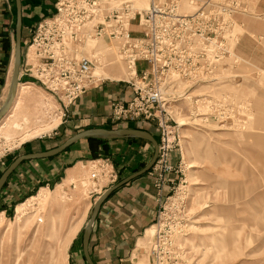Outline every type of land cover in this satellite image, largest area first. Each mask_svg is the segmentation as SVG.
<instances>
[{"label": "rangeland", "instance_id": "374dc122", "mask_svg": "<svg viewBox=\"0 0 264 264\" xmlns=\"http://www.w3.org/2000/svg\"><path fill=\"white\" fill-rule=\"evenodd\" d=\"M199 1L180 0V12L192 13ZM132 3L143 10V0ZM129 30L137 35L136 27ZM115 42L87 43L85 52L94 49L100 57L93 76L133 83L132 71L138 75L148 67L137 61L129 68ZM215 65L204 76L176 78L166 89L171 105L166 155L177 180L161 209L158 259L148 254L154 227L147 233L146 259L138 264H264V0H220V65ZM32 75L39 78L33 69ZM34 79L24 74L20 84H33V90L20 98L18 127L0 136V147L9 153L28 140L54 148L68 138L60 124L65 110ZM107 153L91 155L69 180L39 185L0 214V264H75L69 246L76 235L77 244L82 239L94 191L108 184L107 175L91 179V162L112 164ZM42 188L40 200L26 204L21 221L11 223L15 207Z\"/></svg>", "mask_w": 264, "mask_h": 264}, {"label": "built area", "instance_id": "2783aa9c", "mask_svg": "<svg viewBox=\"0 0 264 264\" xmlns=\"http://www.w3.org/2000/svg\"><path fill=\"white\" fill-rule=\"evenodd\" d=\"M179 6L180 0H148L143 10H137L132 0H55L54 13L32 30L22 61V75L29 73L40 82L65 112L98 81L93 71L100 57L94 49L91 55L85 52L89 41H118L120 58L132 70L135 62L143 61L148 70L139 76L132 71L137 78L133 83L127 81L131 99L126 104H113L111 120L144 122L157 129L158 153L150 170L157 176V185L172 171L166 155L171 116L166 89L176 84V78L189 75L186 77L195 79L206 73L209 65H220V0H200L188 14L181 13ZM130 26L137 28L135 37ZM32 69L40 79L32 75ZM8 152L0 147V162ZM91 163L95 164L92 180L106 175L108 182L116 180L109 160ZM161 211L148 242V254L156 260L161 251Z\"/></svg>", "mask_w": 264, "mask_h": 264}, {"label": "crops", "instance_id": "0c3cea01", "mask_svg": "<svg viewBox=\"0 0 264 264\" xmlns=\"http://www.w3.org/2000/svg\"><path fill=\"white\" fill-rule=\"evenodd\" d=\"M54 4L55 0H20L22 61L32 30L39 21L54 13ZM12 22H15L14 31L11 28ZM15 26L14 0H0V108L8 95L12 76ZM21 71L22 62L19 84L24 78ZM109 71L113 76H119L115 74L116 69ZM126 82L114 77L104 78L78 98L66 111L65 120L60 123L61 130L68 134L67 139L93 129H132L149 134L158 144L157 129L151 124L114 123L111 120L113 104H126L131 99L132 91ZM46 144L42 140H28L21 143L16 151L8 152L0 162V176L16 158L56 148H47ZM108 149L107 154L112 157V167L118 179L99 185L93 193L97 194L93 203L108 189L140 172L154 154L151 142L132 138L109 141ZM150 150L152 157L149 159ZM90 156L88 141L82 140L54 157L22 162L8 176L0 190V214L10 211L16 201L39 185L48 188L49 184L69 180L79 173L80 166ZM156 177L152 171L143 173L114 189L103 201L88 240V254L93 264H138L145 261L147 233L156 223L166 197L177 180L175 173H169L163 177V183L157 185ZM77 241L76 235L69 246L71 257L75 264H87L82 239L78 244Z\"/></svg>", "mask_w": 264, "mask_h": 264}, {"label": "water", "instance_id": "95a60500", "mask_svg": "<svg viewBox=\"0 0 264 264\" xmlns=\"http://www.w3.org/2000/svg\"><path fill=\"white\" fill-rule=\"evenodd\" d=\"M15 2V9H16V26H15V50H14V63H13V70H12V76L9 84L8 89V95L6 97V100L2 107L0 108V121L5 115V113L8 111L15 95L17 86L19 85V78H20V68H21V62H22V47H21V5L20 0H14ZM125 138H132V139H141L148 142H151L154 146V154L150 162L138 173L132 175L128 179L122 181L115 187H112L105 191L94 203L92 212L90 215V218L84 227L83 235H82V244H83V254L84 258L87 264H93L90 256L88 254V240L90 236V231L92 224L94 222V219L96 217V214L98 212V209L100 208L103 201L108 197V195L119 186L123 185L127 181L143 174L146 172H149L152 167L154 166L157 158L158 153V144L156 141L147 133L139 131V130H132V129H118V130H104V129H93V130H87L81 133H78L71 138L67 139L65 142H63L58 147L42 152L37 154H30V155H24L16 158L9 167L3 172V174L0 176V190L2 186L4 185L6 179L8 176L14 171V169L21 164L24 161L29 160H39V159H47L54 157L65 150H67L71 145L82 141V140H88V139H97V140H103V141H114L118 139H125Z\"/></svg>", "mask_w": 264, "mask_h": 264}, {"label": "bare ground", "instance_id": "6f19581e", "mask_svg": "<svg viewBox=\"0 0 264 264\" xmlns=\"http://www.w3.org/2000/svg\"><path fill=\"white\" fill-rule=\"evenodd\" d=\"M143 4H144L143 9H145L147 7V0H143ZM110 69H112V68H110ZM211 77H213V76H211ZM31 90H33V84H30V83L19 84L17 86L16 95H15V97H14V99H13V101H12V103H11L9 109H8V111L5 113V115L3 116V118L0 121V136L6 135V132H8L10 129L18 127V122L15 119L16 118V114H17L16 113V110H17L16 108L19 106V102H20L21 96H23L25 94H28ZM189 96H188V98H190ZM208 111L205 110V112H208ZM198 115H200V114H198ZM205 116H206V114H205ZM193 124H194V122H193ZM216 127H218V125H215V128ZM44 191H45V189H40L36 196L30 197L25 202L20 203L19 205H17L15 207L16 216L14 218V221H12L11 223L18 224L21 221V218L25 215V212H24L25 209L24 208H25L26 204H28L29 202H31L34 199L37 200V199L41 198L44 195L43 194ZM2 228H3V221H2V218H1V215H0V229H2Z\"/></svg>", "mask_w": 264, "mask_h": 264}, {"label": "trees", "instance_id": "16d2710c", "mask_svg": "<svg viewBox=\"0 0 264 264\" xmlns=\"http://www.w3.org/2000/svg\"><path fill=\"white\" fill-rule=\"evenodd\" d=\"M87 141L89 143L90 153L93 157H97L99 155V151L101 153L107 152L106 146L109 141H103L97 139H88ZM98 147H101V150L98 151Z\"/></svg>", "mask_w": 264, "mask_h": 264}]
</instances>
